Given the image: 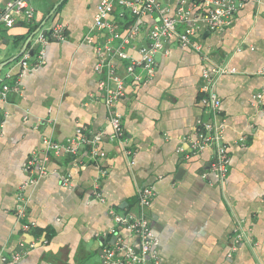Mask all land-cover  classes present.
Returning a JSON list of instances; mask_svg holds the SVG:
<instances>
[{
    "label": "crops",
    "instance_id": "crops-1",
    "mask_svg": "<svg viewBox=\"0 0 264 264\" xmlns=\"http://www.w3.org/2000/svg\"><path fill=\"white\" fill-rule=\"evenodd\" d=\"M158 1L173 15L181 0ZM98 2L32 0L33 22L0 27V72L9 71L20 84L19 94L0 100V254L20 252L22 241L34 247L16 264H102L103 250L118 239L137 243L115 226L110 210L134 211L137 189L151 186L147 212L159 264H264V0L245 3L223 29L193 22L197 35L191 45L168 39L150 79H127L116 104L122 142L109 139L94 48L84 42ZM57 20L65 39L37 47L38 37ZM184 26L188 23L178 30ZM40 48L42 63L20 71V57L32 56L31 63ZM113 64L121 73L122 65ZM216 66L227 71L213 82L220 99L213 115L201 101L202 73ZM258 93L261 103L253 99ZM199 120L224 125L229 168L222 182L209 172L211 149L188 159L176 153L195 136ZM78 129L89 139L101 132L98 146L105 155L91 161L86 144L75 152H49L48 172L23 190L25 216L17 218V192L28 176L24 162L35 153L42 156L43 137L64 143ZM62 177H68L69 187ZM23 223L34 226L24 231Z\"/></svg>",
    "mask_w": 264,
    "mask_h": 264
},
{
    "label": "built area",
    "instance_id": "built-area-1",
    "mask_svg": "<svg viewBox=\"0 0 264 264\" xmlns=\"http://www.w3.org/2000/svg\"><path fill=\"white\" fill-rule=\"evenodd\" d=\"M32 0H9L0 5V27L9 28L23 20L33 22L35 11L31 5ZM249 1L256 0H181L175 8L173 15L168 14V7L158 0H99L96 4L93 24L84 36V42L90 44L95 52L94 71L97 75V88L103 94V103L107 111L108 124L111 128L109 139L115 142L126 140L122 126L121 115L116 104L125 94L127 79L143 82L150 79L155 73V56L165 52V42L174 37L183 45H191L197 35L193 22L204 20L209 29H223L229 27L238 10ZM199 11L192 14V11ZM149 18L147 24H140L142 18ZM188 23L181 30L179 24ZM63 41L65 39L63 24L57 20L51 28L38 37L37 47H42L49 40ZM198 47V46H195ZM43 49L40 48L35 59L24 54L17 65L20 71L29 69L42 63ZM122 65V72L116 70L113 61ZM136 69L142 71L136 73ZM224 66L211 67L204 70L205 95L202 104L214 115L219 113L220 99L213 91V82L216 76L226 72ZM264 76V67L260 70ZM19 78L11 75L9 71L0 72V100L6 102L10 93L19 94ZM262 94L253 96L256 103H261ZM222 123H212L199 120L193 138H188L184 146H178L177 155L183 159L199 154L209 148L213 152L210 171L214 179L222 182L228 172L229 156L226 146L222 142ZM102 133H96L91 139L87 138L80 129L76 135L64 143L54 142L43 137V153L31 155L23 164L27 179L17 192L19 206L15 211L17 218L25 216L23 190L34 184L40 177L47 174L46 160L49 152H75L81 145H88L89 159L98 162L105 154L99 149L98 143ZM126 154H131L127 150ZM104 174V171H101ZM206 177V173L202 174ZM63 186H70L68 177H62ZM97 188V185L94 186ZM95 195L103 201L99 193ZM154 196L151 186H142L136 192V209L124 213L110 210L115 226L121 227L136 237V244L123 243L118 239L113 245L103 250L102 264H159L157 254L158 241L154 237L147 209ZM33 223H23L24 231L31 230ZM115 229H111L114 232ZM239 235L236 240L238 241ZM236 241V242H237ZM22 250L8 255L0 254V264H16L24 252L32 250L33 243L20 242Z\"/></svg>",
    "mask_w": 264,
    "mask_h": 264
},
{
    "label": "water",
    "instance_id": "water-1",
    "mask_svg": "<svg viewBox=\"0 0 264 264\" xmlns=\"http://www.w3.org/2000/svg\"><path fill=\"white\" fill-rule=\"evenodd\" d=\"M53 13V11H51V13L44 19V22L51 16V14ZM31 38V37H30ZM1 67H3V65L2 66H0V68ZM0 118H1V114H0Z\"/></svg>",
    "mask_w": 264,
    "mask_h": 264
}]
</instances>
